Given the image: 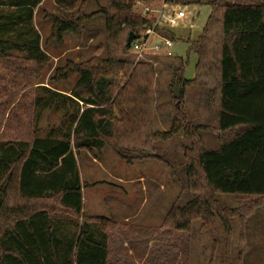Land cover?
Here are the masks:
<instances>
[{
  "label": "trees",
  "instance_id": "1",
  "mask_svg": "<svg viewBox=\"0 0 264 264\" xmlns=\"http://www.w3.org/2000/svg\"><path fill=\"white\" fill-rule=\"evenodd\" d=\"M136 1L108 0L98 11L106 20V45L98 47L104 56L56 69L52 81L79 74L68 93L41 81L50 62L34 23L41 0H0V264H112L107 228L118 222L83 213L77 161L83 149L100 152L113 144L120 158L141 161L155 157L150 151L156 141L186 131L197 144L185 168L195 197L173 203L163 227L190 232L201 219V228L214 235L220 219L231 244L232 218L239 214L244 222L264 204V4L212 0L204 29L190 45L198 56L195 78L184 77V65L174 70L183 92L191 83L210 87L219 140L212 150L198 133L204 126L189 123L182 105L169 131L154 130V64L133 67L126 58L130 31L140 35L155 21L136 10ZM55 2L60 9H78L69 19L51 16L57 43L66 33L80 35L81 24L95 15L81 13V0ZM163 34L174 38L171 31ZM47 109L61 111L62 122L37 135ZM219 194L253 200L230 208L220 204Z\"/></svg>",
  "mask_w": 264,
  "mask_h": 264
},
{
  "label": "rangeland",
  "instance_id": "2",
  "mask_svg": "<svg viewBox=\"0 0 264 264\" xmlns=\"http://www.w3.org/2000/svg\"><path fill=\"white\" fill-rule=\"evenodd\" d=\"M211 1L167 0L164 6L163 0H157L144 4L154 10L153 14H160L161 11L169 14L182 9L187 16L174 26L166 23V17L161 18V33L171 31L174 34L173 56L150 55L138 60L135 55L128 53L126 58L133 63V67L142 61L154 64V130L169 131L176 114L175 109L182 105L189 123L204 126L198 130L204 146L216 150L219 147L215 132L218 114L208 100L209 85L191 83L184 88V92L180 85L183 100L182 103L179 101V105L174 96L177 83L174 81L175 68L184 65V77L195 78L198 56L190 51V45L204 29L212 12L209 5ZM222 1L238 3L248 0ZM249 1L264 4V0ZM81 2L84 5L81 13L95 15L81 24L80 35L66 33L63 43H57L51 38V16L69 19L77 15L78 9H60L55 0H41L34 19L41 34L42 46L50 58L43 71L42 84L68 93L79 74L72 72L64 81H52L56 69L64 67L68 61L80 63L93 56H104V48L98 50V47L106 45V20L98 11L107 5L108 0ZM137 6L136 10L142 11L143 6ZM61 122V111L44 110L38 124L41 131L37 135L48 134ZM186 134L183 130L167 141H156L150 151L155 157L141 161L120 158L113 144L107 145L100 152L83 149L79 153L77 161L82 182L83 213L87 216H105L118 222L107 228L114 255L111 263L264 264V204L256 207L244 222L240 221L239 214L232 218L231 244L227 242V234L220 219L216 220L214 235L201 228V219L193 221L190 232L162 226L173 203L184 205L195 197V193L186 184L185 168L187 156L195 153L197 144ZM12 195L14 198L15 195ZM217 197L222 206L230 208H240L253 200L248 195L219 194ZM135 227H143L144 231H136ZM241 240L246 241V244H242Z\"/></svg>",
  "mask_w": 264,
  "mask_h": 264
},
{
  "label": "built area",
  "instance_id": "3",
  "mask_svg": "<svg viewBox=\"0 0 264 264\" xmlns=\"http://www.w3.org/2000/svg\"><path fill=\"white\" fill-rule=\"evenodd\" d=\"M166 1L163 0L164 6H166ZM135 5H140L142 7V14L147 17L154 18V24L148 27L146 31L142 32L140 35L136 34L135 39L131 42L129 53L136 56L138 60L144 59L150 55H163L165 57L173 56V39L165 36L161 33L162 24L161 18L166 17V23L169 26H174L179 23L180 20L186 18L187 13L185 10L179 9L175 10L169 14H153V11L149 6H144V3L136 1Z\"/></svg>",
  "mask_w": 264,
  "mask_h": 264
},
{
  "label": "water",
  "instance_id": "4",
  "mask_svg": "<svg viewBox=\"0 0 264 264\" xmlns=\"http://www.w3.org/2000/svg\"><path fill=\"white\" fill-rule=\"evenodd\" d=\"M136 33L134 31H130L128 39H127V44L128 46L131 45V42L135 39ZM182 95V89L179 83H176L175 89H174V96L179 99ZM179 104V101L177 102V105Z\"/></svg>",
  "mask_w": 264,
  "mask_h": 264
}]
</instances>
